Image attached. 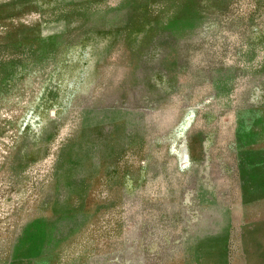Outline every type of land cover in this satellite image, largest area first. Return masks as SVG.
<instances>
[{
    "label": "rangeland",
    "instance_id": "obj_1",
    "mask_svg": "<svg viewBox=\"0 0 264 264\" xmlns=\"http://www.w3.org/2000/svg\"><path fill=\"white\" fill-rule=\"evenodd\" d=\"M263 183L264 0H0V264H262Z\"/></svg>",
    "mask_w": 264,
    "mask_h": 264
},
{
    "label": "crops",
    "instance_id": "obj_2",
    "mask_svg": "<svg viewBox=\"0 0 264 264\" xmlns=\"http://www.w3.org/2000/svg\"><path fill=\"white\" fill-rule=\"evenodd\" d=\"M262 186H264V183ZM260 201V207H264V192ZM262 214L263 216L259 215L258 218H253L252 221H250V224H248L249 229L244 230L243 247L245 253L263 256V258L260 259V262L262 261L261 263L264 264V209Z\"/></svg>",
    "mask_w": 264,
    "mask_h": 264
}]
</instances>
